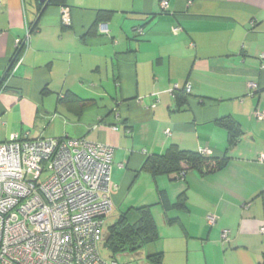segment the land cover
<instances>
[{
	"label": "crops",
	"instance_id": "crops-1",
	"mask_svg": "<svg viewBox=\"0 0 264 264\" xmlns=\"http://www.w3.org/2000/svg\"><path fill=\"white\" fill-rule=\"evenodd\" d=\"M0 3V143L17 135L113 147L112 216L151 206L159 227V240L120 255L123 264H264V0ZM227 117L243 132L235 144L219 124ZM172 146L227 161L213 172L141 171Z\"/></svg>",
	"mask_w": 264,
	"mask_h": 264
},
{
	"label": "built area",
	"instance_id": "built-area-1",
	"mask_svg": "<svg viewBox=\"0 0 264 264\" xmlns=\"http://www.w3.org/2000/svg\"><path fill=\"white\" fill-rule=\"evenodd\" d=\"M62 22L71 24L70 9L63 8ZM25 44L18 40L17 50ZM114 154L113 147L85 138L12 135L0 143V264H119L102 254L114 210ZM208 220L214 225L217 218ZM229 233H222L224 242Z\"/></svg>",
	"mask_w": 264,
	"mask_h": 264
},
{
	"label": "trees",
	"instance_id": "trees-1",
	"mask_svg": "<svg viewBox=\"0 0 264 264\" xmlns=\"http://www.w3.org/2000/svg\"><path fill=\"white\" fill-rule=\"evenodd\" d=\"M51 4L66 6L65 0H51ZM108 12L101 11L98 17V23L106 20ZM23 50V49H22ZM17 50V59L22 51ZM16 61V60H15ZM8 75V73H7ZM186 94V92H183ZM178 97V106L183 107L186 104V98ZM82 106H86L89 101H84L75 96H69ZM229 134V142L235 144L240 135L243 134L239 124L230 117L219 121ZM210 156L190 151H184L176 146H172L163 155H153L148 157L142 165L141 171L148 172L153 176L162 174H174L184 172V167L189 169H198L204 172H213L221 169L227 159L214 160ZM107 231L103 242V251L111 259H117V256L126 253H137L145 247L155 244L159 240V227L153 215L151 206H144L130 209L123 213L112 225H105ZM162 254L149 256L151 261L160 260Z\"/></svg>",
	"mask_w": 264,
	"mask_h": 264
},
{
	"label": "rangeland",
	"instance_id": "rangeland-1",
	"mask_svg": "<svg viewBox=\"0 0 264 264\" xmlns=\"http://www.w3.org/2000/svg\"><path fill=\"white\" fill-rule=\"evenodd\" d=\"M113 215V212H112V214L107 218V221H106V224H107V226L108 225H111L115 220H116V216H112ZM117 215V214H116ZM106 233H107V231H105V236H106ZM102 254L104 255V256H107V253H106V251H103L102 250ZM121 257H120V255L119 256H117V261H118V263L119 264H123V261L120 259Z\"/></svg>",
	"mask_w": 264,
	"mask_h": 264
},
{
	"label": "water",
	"instance_id": "water-1",
	"mask_svg": "<svg viewBox=\"0 0 264 264\" xmlns=\"http://www.w3.org/2000/svg\"><path fill=\"white\" fill-rule=\"evenodd\" d=\"M38 3L40 6L45 8L51 3V0H38Z\"/></svg>",
	"mask_w": 264,
	"mask_h": 264
}]
</instances>
